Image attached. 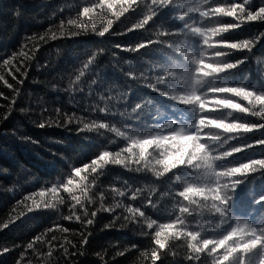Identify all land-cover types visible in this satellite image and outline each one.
Wrapping results in <instances>:
<instances>
[{"label": "trees", "instance_id": "trees-1", "mask_svg": "<svg viewBox=\"0 0 264 264\" xmlns=\"http://www.w3.org/2000/svg\"><path fill=\"white\" fill-rule=\"evenodd\" d=\"M232 4L245 7L213 18L188 12L195 6L227 12ZM261 7L264 0H135L117 18L120 5L109 9L100 0H0V264H153V249L155 264H217L211 245L201 252L191 245L202 247L203 239H220L234 227L264 230V201L258 202L264 168L232 173L236 187L217 191L226 203L221 212L213 199L214 173L264 158V146H254L264 140V128L225 127L264 125V114H253L261 106L213 92L242 87L264 95V19H246ZM187 24L201 27L202 37ZM229 24L240 26L222 32ZM244 42L248 47H229ZM226 63L235 66L224 70ZM101 123L108 127L98 128ZM180 130L200 170L182 164L165 173L157 163L182 141L150 146L144 158L138 147L129 150V137ZM233 147L242 150L225 157ZM104 151L123 162L93 172L92 160ZM189 185L203 194L184 199L179 194ZM165 224L173 227L161 229ZM189 231L198 233L195 240ZM261 258L264 246L234 253L228 264Z\"/></svg>", "mask_w": 264, "mask_h": 264}, {"label": "snow or ice", "instance_id": "snow-or-ice-1", "mask_svg": "<svg viewBox=\"0 0 264 264\" xmlns=\"http://www.w3.org/2000/svg\"><path fill=\"white\" fill-rule=\"evenodd\" d=\"M135 2V0H100L101 5L106 4L107 7L109 9H112L114 7L115 4H119L121 10L117 11L115 13L116 17L119 18L121 17L125 12L129 11V9L132 8L133 3ZM170 2V0H152V4L153 5H167ZM245 7V5H237V4H232L230 6V9L225 12V9L222 7H216L211 9V12L209 11H201L199 10L198 6L195 7H191L188 8V12H199V16L204 18V17H208V18H213L211 16V13H215V14H226L228 16H234L237 12L238 9H243ZM90 11L89 8H84L83 12L86 14ZM152 18V14L151 15H147L144 17L143 21L137 25H134V29H138V28H143L146 26V24L151 20ZM247 20L249 21H254L257 19H264V7L259 8V14L258 15H254L252 12H248ZM69 24H74L75 21L73 20H69L68 21ZM239 24H229L226 25V30L222 31V32H227L229 29H235L237 27H239ZM186 27L188 29H190L192 32L198 33L201 36V27H196L193 24H187ZM108 32V28H105L103 31L99 32V35H103L105 33ZM221 33V32H220ZM78 33L73 32L72 35L75 36ZM202 37V36H201ZM53 39H55V36H53ZM151 43V41H147L145 44H140L136 46V50H138L140 47L146 46L147 44ZM229 47L233 50L239 49L241 47H248V42H244L243 45L241 44H237V43H231L229 45ZM218 53H220L221 55H223L222 52L216 51ZM8 61H5V64H7ZM237 64L239 62H236ZM235 65L233 63H226L224 70L225 69H231L233 68ZM0 79H2V77H0ZM215 93H233L235 96H241L246 100H251L252 98H254L255 103L259 104L262 108L261 112H255L253 113L254 115L260 116L262 114H264V95L262 94H256L251 90H247L245 88L242 87H224L223 91H213ZM179 101H181L183 98H178ZM201 99L203 100V98L201 97ZM228 101L232 102L235 104V110L241 112V113H247L249 112L248 108L242 107L240 104L235 103L233 100L231 99H227ZM187 102V101H184ZM105 109H100V111H104ZM135 110V109H133ZM201 113L204 111H200ZM201 117H207L206 115H200ZM239 126V129L241 131L237 132V133H244V132H248L251 131L253 129H258V128H264V125H253V124H247V123H240L237 122V124ZM41 127L45 126L43 124L40 125ZM88 126L85 125V128H87ZM108 127L107 125L101 123L98 125V128H105ZM166 127V125L164 126ZM110 131H113L116 133L117 136H121L124 137L127 135L126 132L124 131H120L119 129L116 128H110ZM196 130V128H195ZM194 130V131H195ZM183 133L182 130H180V132H172L170 135L168 136H150L149 138L146 139H135L132 137H129V139H132L133 143L129 145V150H131V148L134 147H138L139 148V156L141 158H144L146 153L148 152V149L150 146H156L157 148H159L162 144H165V142H177V141H182V144H180L178 147L175 148L174 151H165L163 153H161L162 155V159L158 160L157 163L163 165V172L167 173L170 170L174 169L177 165H182V164H186V165H190L191 167L200 170L199 168V162L198 161H192L191 160V152L188 148L185 147V144L187 142V134H181ZM206 142V141H205ZM204 143V142H202ZM254 146H264V140L261 141H257L255 143ZM167 147V145H166ZM244 147H248V145L244 146ZM241 148L238 147H233V150L227 154L225 157H229L231 156L233 153L241 151ZM109 153L107 151L101 152L100 156L97 159H93L92 160V171L96 172L97 168H99L100 170H102L104 168V165L106 163H116V164H120L123 161L118 160V159H113V160H108L109 157ZM119 155V154H117ZM225 157H221L225 158ZM103 162V163H101ZM214 162V161H213ZM213 166V164H212ZM89 165L85 164L84 168H88ZM257 168H264V158H260V159H254V160H249L245 163H242L238 166L235 167H231L228 168L227 170L220 172V173H214L215 179L217 181V186H216V190L215 194H214V201H217L218 204H214V208L216 212H221L222 209L224 208L225 204H221L219 199L217 198V191H219V193H222L225 189H234L237 185V183H239V181L237 179H235L236 175H232L233 172H244V173H249V172H254ZM216 169V168H214ZM82 169L77 167V168H73V172L77 175H79L81 173ZM220 177H230L232 179H230V183H226L221 185L219 183ZM69 183H71V181H69ZM55 190V189H53ZM204 189L200 188V187H196L195 185H189L187 187L184 188V190L182 192H180V196L184 197V199H189V193L192 194H203ZM228 195L227 193H225V195L223 196V200H225L227 202L228 199ZM264 201V196H261L258 198V202ZM45 207H54V205H45ZM31 210V209H30ZM180 211L182 213H187L189 211L188 208L186 207H182L180 208ZM23 215V214H22ZM89 223H91V221H89ZM155 221H152V224H154ZM182 223V222H181ZM152 224H149V227L152 226ZM0 227H4V226H0ZM173 227V225L171 224H165V225H161V229H171ZM249 230H245L242 228H237L234 227L231 229V231H229L226 235H224L222 238L220 239H216V240H209V239H203L202 241V247H198L197 245L193 244L191 245V247L196 251V252H201L204 249H206L209 245H211V251L213 253H217V264H228L231 256L234 253L237 252H241V253H246L258 246H264V230H261L260 233L258 234L256 229L249 227ZM187 235L189 237H191L193 240H195L198 236V233L195 231H189L187 233ZM157 237H161L162 233L161 232H157L156 233ZM250 241H255V243L249 244ZM156 243H158L160 245L161 248H164V242L163 239H158L156 241ZM29 247H31V245H29ZM218 250H223L222 254L218 251ZM158 260V256H157V252L155 249L152 250V261L153 264H155V262ZM260 264H264V258H261L260 260Z\"/></svg>", "mask_w": 264, "mask_h": 264}, {"label": "clouds", "instance_id": "clouds-1", "mask_svg": "<svg viewBox=\"0 0 264 264\" xmlns=\"http://www.w3.org/2000/svg\"><path fill=\"white\" fill-rule=\"evenodd\" d=\"M225 103H227V102H225ZM201 122L203 123V121H201ZM225 127L235 128V127H239V126L238 125H225ZM193 147L195 149H199V148L202 147V145H196V144H194ZM252 243H255V241H250L249 242V244H252Z\"/></svg>", "mask_w": 264, "mask_h": 264}]
</instances>
